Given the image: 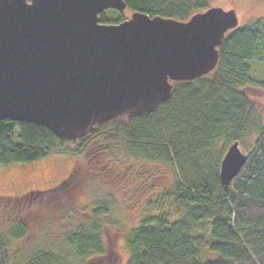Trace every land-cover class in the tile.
Instances as JSON below:
<instances>
[{
	"label": "trees",
	"instance_id": "1",
	"mask_svg": "<svg viewBox=\"0 0 264 264\" xmlns=\"http://www.w3.org/2000/svg\"><path fill=\"white\" fill-rule=\"evenodd\" d=\"M122 1L129 13L179 22L209 8V0ZM125 19L107 10L99 23ZM253 61L264 63L263 19L228 33L218 47L216 68L192 82L173 83L169 100L151 113L97 125L73 142L36 125L0 121V166L68 154L70 145L86 159L57 186L61 191L70 185L63 197L43 198L49 212L31 208L43 192L0 198V264H90L106 255L104 236L110 231L123 236L126 264H264V127L253 122L254 107L241 92L264 91V83L251 77L257 72ZM251 133L256 139L244 152L247 161L225 189L219 178L222 157ZM104 142L110 145L105 148ZM218 143L216 159L208 156ZM119 147L128 159L163 164L175 174L166 195L169 209L135 228L127 226L122 207L104 187V173L96 171L115 163ZM43 217L49 225L38 237Z\"/></svg>",
	"mask_w": 264,
	"mask_h": 264
},
{
	"label": "water",
	"instance_id": "2",
	"mask_svg": "<svg viewBox=\"0 0 264 264\" xmlns=\"http://www.w3.org/2000/svg\"><path fill=\"white\" fill-rule=\"evenodd\" d=\"M122 0H0V121L42 127L62 142L95 126L153 112L173 83L211 73L238 28L232 9L209 7L185 22L134 12L102 25ZM247 157L238 143L219 166L225 189Z\"/></svg>",
	"mask_w": 264,
	"mask_h": 264
},
{
	"label": "rangeland",
	"instance_id": "3",
	"mask_svg": "<svg viewBox=\"0 0 264 264\" xmlns=\"http://www.w3.org/2000/svg\"><path fill=\"white\" fill-rule=\"evenodd\" d=\"M208 6L234 10L238 28L259 19L264 20V0H209ZM129 14V12L123 13L125 18ZM251 64L257 71L256 73L251 71L252 79L264 83V63L253 61ZM241 92L254 107L253 122L263 128L264 91L245 88ZM255 139L256 134L251 133L246 136L240 142L241 144L239 143L240 151L243 153L249 151ZM109 145L108 142H104L102 146L107 148ZM69 150L68 154L50 155L36 163L0 166V198H20L31 192H43L37 199L35 198V201H38H33L31 208L36 209L37 214L43 207L44 211L49 212V203L43 205V198L47 196L50 201L53 199L52 196L63 197L70 185L62 186L61 191L55 190V187L58 189L57 186L67 182L75 167L82 169L86 163L84 156L74 154L75 146L70 145ZM221 150L222 145L218 143L208 156L216 159ZM114 159L115 163L112 159L110 167L96 168V171L104 173L107 181L104 187L122 207L127 226L138 227L144 218L157 216L169 209V200H166V195L171 191L175 178L171 168L163 164L128 159L124 151H121V147ZM84 193L89 194L88 189ZM39 224L36 228L38 237L44 234L42 229L48 223L43 217L39 219ZM28 240H32L30 233ZM104 241L106 255L90 259L89 263L126 264L127 253L124 249L123 236L119 232L110 231L105 233Z\"/></svg>",
	"mask_w": 264,
	"mask_h": 264
},
{
	"label": "flooded vegetation",
	"instance_id": "4",
	"mask_svg": "<svg viewBox=\"0 0 264 264\" xmlns=\"http://www.w3.org/2000/svg\"><path fill=\"white\" fill-rule=\"evenodd\" d=\"M60 187V186H59ZM55 190H57V188L55 187Z\"/></svg>",
	"mask_w": 264,
	"mask_h": 264
}]
</instances>
